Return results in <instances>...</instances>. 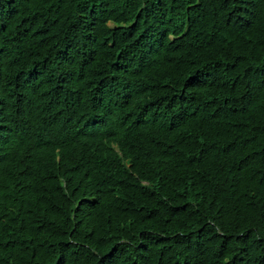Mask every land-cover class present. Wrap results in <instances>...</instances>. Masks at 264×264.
Instances as JSON below:
<instances>
[{"label": "trees", "instance_id": "1", "mask_svg": "<svg viewBox=\"0 0 264 264\" xmlns=\"http://www.w3.org/2000/svg\"><path fill=\"white\" fill-rule=\"evenodd\" d=\"M0 264H264V0H0Z\"/></svg>", "mask_w": 264, "mask_h": 264}]
</instances>
